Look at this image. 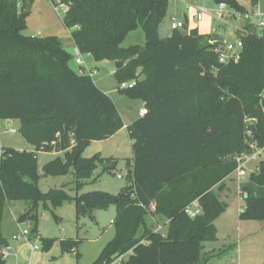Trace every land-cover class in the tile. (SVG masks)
I'll use <instances>...</instances> for the list:
<instances>
[{"label":"trees","instance_id":"trees-1","mask_svg":"<svg viewBox=\"0 0 264 264\" xmlns=\"http://www.w3.org/2000/svg\"><path fill=\"white\" fill-rule=\"evenodd\" d=\"M33 1L0 0V120L19 121L33 147H0V247L9 244L2 232L8 202H32L17 222L32 225L33 240L39 201L74 200L77 217L116 208L115 239L93 264H111L128 252L121 264H204V243L216 239L214 221L228 207L220 199L222 181L236 170V157L254 152L252 144L264 148V29L258 33L247 25L240 61L221 65L215 52L221 41L211 43L213 36L186 22L160 38L169 0H60L68 6L63 23L73 29L74 46L95 62H123L114 75L118 84L136 85L119 92L147 109L127 127L133 152L128 184L117 195L94 191L72 198L63 189L40 190L38 154L63 152L44 165V175L72 171L75 188L82 190L99 165L108 173L118 165L100 153L86 158L85 149L125 125L90 72H75L74 57L59 37L24 34L27 24L20 15ZM212 1L247 12L237 0ZM249 1L252 7L259 3ZM138 29L145 44L123 47ZM250 181L264 188V160ZM195 202L201 214L191 218L184 210ZM152 203L156 211L149 213ZM150 217L169 221L166 235L149 226ZM240 219L264 222V196L246 197ZM54 241L40 238L41 249L50 250ZM75 246L68 243L72 251Z\"/></svg>","mask_w":264,"mask_h":264},{"label":"rangeland","instance_id":"rangeland-1","mask_svg":"<svg viewBox=\"0 0 264 264\" xmlns=\"http://www.w3.org/2000/svg\"><path fill=\"white\" fill-rule=\"evenodd\" d=\"M23 1L28 5L29 0ZM181 1L189 2L193 5L186 10L184 3H177L176 0H169L166 16L159 28L160 38H167L169 35L170 20L171 17L174 16L188 22L190 29L198 28L201 35H211L213 26H217V33L222 34V31L218 27L219 24L214 23V20L209 16L205 15L201 21L195 20L197 14L196 5L204 6L213 11L216 6L215 3H208L205 0ZM237 1L245 7L247 12H252L253 7L249 0ZM258 6L259 11L264 15V0H259ZM28 13L29 14L25 19L27 24V29L24 32L25 35L38 37L37 34L40 32L42 37L57 36L60 39H63L68 35L63 23L64 15L60 13L50 0L33 1L28 9ZM256 20V17L252 18V22L255 23ZM225 31L227 32L228 30ZM257 31L258 33L262 32L259 28ZM211 39L214 40L215 38L213 37ZM213 40L211 42H213ZM143 44H145L144 34L141 29H138L127 36L123 42V47L128 48L134 45L143 46ZM67 50L71 51V54L75 59L74 49L67 46ZM83 59H87V57L83 55ZM89 62L90 64L87 63L85 67L89 70L90 65L97 66V74L94 76L95 82L99 87L112 92L111 96L121 110L124 122L128 123L129 120H131V117L137 113L138 109H136V107L132 109L127 108V105L132 102L128 97L123 96L122 94L120 95L118 81L115 76L110 73L113 69V65H98L92 59L89 60ZM75 63L74 60V62H72V68L75 72L80 73L78 69L79 65ZM127 110H130L128 114L126 113ZM13 128L17 130L16 133H10L4 121L0 120V147L33 150L20 133V124L16 123ZM259 150L260 148L255 145L254 153H257ZM97 153H101L105 159L117 160L118 165L111 173L103 172V168L99 165L98 169L95 171L93 179L89 181L82 190H77L75 188L76 180L72 171L66 175L58 177L45 176L43 172L44 165L57 158V156L50 153H39L38 172L41 178L44 177V179H40L38 182L40 190L47 194L53 190L63 189L72 198L94 191H104L111 195H117L120 190L128 184V163L132 162L133 157L132 144L127 128L125 127L124 129H121L117 134L107 140L91 143L85 149L83 156L90 158ZM60 157L63 158L64 154L60 155ZM262 160H264V152L248 169L246 168L247 170L241 173V176L245 177L240 182V185L242 187H248L251 190V193L255 196H257V194L264 196V188L250 181V175L252 174L251 170H253V167L251 166ZM119 175L121 176V179L118 178ZM218 187L214 190L218 191ZM234 197L235 191L230 196L232 209L237 211L240 207L244 208L245 201L243 199L236 200ZM31 206L32 202L29 201H10L7 203L2 224V230L6 237L19 233L22 228L32 229V225L29 222L20 224L17 222L20 216L25 214ZM116 214L115 206H111L106 210L93 211L92 217H77L74 200L66 201L57 205L53 204L51 201L41 200L37 203L38 237L30 242L32 245H40V242L37 241L38 238L39 241L40 238L54 239L55 241L52 248L48 251L40 248L32 255L27 240L13 242V255L9 258L8 263L27 264L29 262H34L36 264H93L99 257L103 248L115 239L116 233L113 221L116 218ZM148 224L152 229L163 235H166L168 232L169 223H165V220L162 218L150 217ZM256 225H264V222H256ZM69 242L76 244L73 249L74 251L68 248ZM218 263L220 264V260H218V258H213L210 264Z\"/></svg>","mask_w":264,"mask_h":264},{"label":"crops","instance_id":"crops-1","mask_svg":"<svg viewBox=\"0 0 264 264\" xmlns=\"http://www.w3.org/2000/svg\"><path fill=\"white\" fill-rule=\"evenodd\" d=\"M176 1H177V3H180V2L184 3L186 10H188L193 5L189 2H183L181 0H176ZM205 1H207L208 3H210V2L214 3L212 0H205ZM215 5H216L215 6V9H216L217 4L215 3ZM197 6H201V5H196V7ZM173 19L183 21L184 23L186 22L184 19H178L175 16L171 17L169 35L167 37H169L171 35V32H172L171 31V22ZM195 20H196V18H195ZM214 23L219 24L218 27L222 31V34H218L217 33L218 32L217 26H213L211 36H213L215 38L214 40H216V39L220 40L221 44L224 41H233L234 40L235 34H234L233 29L230 26L221 25L220 23H218L215 20H214ZM186 25L189 28L188 22H186ZM196 29H198V28H196ZM225 30H228V31L226 32ZM66 31L68 32L67 36H69V37L66 36L65 38L61 39L63 42V46L65 47L66 50H67V46L72 47L74 49L75 46H74V43L72 41V31L73 30H68L66 28ZM37 36L42 37L40 32H38ZM231 39H233V40H231ZM67 51L69 53H71V51H69V50H67ZM84 56H86L87 59H83L84 65H79L78 69L84 68L85 72H90L93 70L97 71L96 65H90L89 70L85 67L87 63L90 64L89 60H91L92 57L90 55H84ZM95 63H97L98 65L99 64H102V65L111 64V65H113V69L111 70V72L114 69H116L114 62L102 61V62H95ZM93 80H94V77H93ZM94 82H95V80H94ZM95 85L99 89H101L103 92L108 94L116 105L115 100L111 96L112 92H109V91L99 87V85L96 82H95ZM120 95H121V93H120ZM123 96H125V95H123ZM129 100L132 103H129V105H127V108L132 109V108L136 107V109H138V111L135 115H133L131 117V120H129L128 123H125L123 120L124 125H125L124 128L125 127L127 128L130 124H132L138 118L143 117L147 113V109L145 108V104L142 101L131 100V99H129ZM117 109H118L119 114L121 115L122 119H124L123 114H122L121 110L118 108V106H117ZM142 110L144 111L143 116L140 115V111H142ZM128 112H130V110L126 111L127 114H128ZM4 123L7 125V121H4ZM16 123L20 124L19 121H12V127H14ZM7 129H8V127H7ZM131 144H132V141H131ZM13 149H16L18 151L24 150L22 148H13ZM27 151H32V150L27 149ZM263 152H264V148L260 149L257 153H255L254 158L246 164L244 171L247 170L250 167V165L258 157H260L262 155ZM50 154L57 156V157H60V155H63L64 153L63 152H59V153L53 152ZM102 157H104V156H102ZM129 164L130 165H128V169H129L128 173L130 172L132 162ZM258 164L259 163L251 166V167H253V170H251L252 173L257 170ZM244 177L245 176H241V178L239 179L237 173H235V171H234L229 176H227L221 183L220 199L222 202L226 203L228 205V207H227L226 211L214 221V226H215L216 232H217L216 239L214 241L204 243L203 250L201 253L203 258L206 261L204 264H210L211 261L213 260V258H218V260H220V264H264V225H256V222H258V221H242L240 219V214H241V211H243L245 207L244 208L240 207L236 211V210L232 209V206L230 203V196L232 195V193L234 191H235V197L234 198L236 200H242L243 199L245 201L246 196L247 197L251 196V197H255V198H262L263 197V195H260V194H257V196H255L254 194L251 193V190L248 187H246V186L242 187L240 185V182L243 180ZM41 179H44V177ZM195 206H197V207L199 206L197 202H195ZM167 222L169 223V221L165 220V223H167ZM113 224H114V221H113ZM234 227H235V230H234ZM161 228H162V226H161ZM2 232H3V230H2ZM3 235H4V233H3ZM12 236H13V234H12ZM12 236H10V237L5 236L11 245L13 244V242L11 240ZM8 264H10V263H8Z\"/></svg>","mask_w":264,"mask_h":264},{"label":"built area","instance_id":"built-area-1","mask_svg":"<svg viewBox=\"0 0 264 264\" xmlns=\"http://www.w3.org/2000/svg\"><path fill=\"white\" fill-rule=\"evenodd\" d=\"M62 13L65 15L68 12V6L61 3L60 0H50ZM197 14H196V20L201 21L205 15L213 18L215 21L220 23L224 26H230L234 31V40L233 41H224L222 44L217 46L215 49V52L218 54L219 63L221 65H229L231 63L237 64L241 59V53L243 50V41L242 36L248 34V30L246 28L247 25H251L255 27L256 29H260L261 31L264 29V15L261 14L259 11V6L256 5L253 7L252 12H238L235 9L230 8L225 3L217 4V7L215 10L211 11L203 6H197ZM256 17V22H252V18ZM185 27V23L180 20L173 19L171 22V31L178 29H183ZM171 32V33H172ZM212 43V42H211ZM74 54H75V62L77 65H84L83 55L80 53L78 48H74ZM116 73V69H114L111 74L114 76ZM97 74V71L93 70L90 71V76L94 77ZM136 85V81H128L119 84V89L125 90V89H131ZM140 115H144V111H140ZM10 133H16L17 130L13 127L9 130ZM249 135L250 132H249ZM254 149L255 145H251ZM255 156V153L251 154H243L241 156H238L235 158L237 162V168L235 170V173H237L238 178H241V173L244 171L245 166L248 162H250ZM118 178L121 179V176L119 175ZM147 211L149 213H154L156 211V204L152 203L149 207H147ZM185 213L191 217L195 218L198 215L201 214V208L199 206H195V203L187 206L185 208ZM242 212V211H241ZM20 224V223H18ZM30 235L31 230L29 228H22L20 229L19 233L14 234L11 238L12 242H19L22 240H27L30 248L31 253L33 254L36 250L40 249V245H32L30 241ZM37 238V237H36ZM38 242L39 238L37 239ZM132 254V252H128L126 254L120 255L115 261H113L111 264H121L123 261H126L128 257ZM13 255L12 252V245L9 243L8 245L0 247V264H7L9 258ZM27 264H36L34 262H29Z\"/></svg>","mask_w":264,"mask_h":264},{"label":"water","instance_id":"water-1","mask_svg":"<svg viewBox=\"0 0 264 264\" xmlns=\"http://www.w3.org/2000/svg\"><path fill=\"white\" fill-rule=\"evenodd\" d=\"M28 14H29L28 11L22 13L20 15V20H25ZM123 64H124L123 62H116L115 63L116 69H120L123 66ZM79 71H80L81 74H84L85 73V69L84 68H80ZM7 127H8V130H10L12 128V121L11 120H8L7 121Z\"/></svg>","mask_w":264,"mask_h":264}]
</instances>
